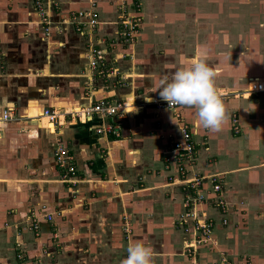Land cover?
Returning a JSON list of instances; mask_svg holds the SVG:
<instances>
[{
    "label": "crops",
    "instance_id": "obj_1",
    "mask_svg": "<svg viewBox=\"0 0 264 264\" xmlns=\"http://www.w3.org/2000/svg\"><path fill=\"white\" fill-rule=\"evenodd\" d=\"M129 1L43 0L46 25L33 0H0V113L12 116L0 127V264H19V255L24 264H121L135 241L155 250L154 264H264V94H245L249 81H264V0H140L136 42L116 44L111 54L123 11L133 13ZM92 5L96 33H77L71 14ZM101 40L125 83L100 81L88 98L87 44ZM200 46L219 72L229 113L218 132L199 126L194 108L152 103L163 102L153 92L158 79ZM101 100L132 104L117 119L119 138L96 133L105 122L97 115L62 125L42 116ZM183 127L194 161L179 176L165 160ZM58 146L75 168L68 178L54 157ZM196 178L206 197L196 211L214 227L211 241L188 257L192 237L180 216L187 181ZM217 197L225 212L214 205ZM33 217L38 232L29 227Z\"/></svg>",
    "mask_w": 264,
    "mask_h": 264
},
{
    "label": "built area",
    "instance_id": "obj_2",
    "mask_svg": "<svg viewBox=\"0 0 264 264\" xmlns=\"http://www.w3.org/2000/svg\"><path fill=\"white\" fill-rule=\"evenodd\" d=\"M34 7L41 16L44 24L48 25V20L43 9V0H33ZM132 14L129 15L127 11H123V15L119 20L120 29L118 31V36L114 40L115 45L111 46V54L114 51L116 44L119 46L132 45L136 42L137 35L139 34L140 27L142 24V16L140 14V7L136 5L131 6ZM71 21L77 33L82 35H91L95 34L100 23H99V14L94 10L93 5L87 11H80L71 14ZM48 32V28L45 29ZM99 44H104V41L100 42H89L87 44V83H86V93L88 98H92L94 92L97 90L98 84L100 81L110 82V85L123 86L125 83V76L121 74L119 69L114 65L117 61L114 58V63L110 62L107 58V52L99 46ZM109 53V57H112ZM115 56V55H114ZM125 55H121L120 58H124ZM3 70V65L0 63V72ZM246 95H256L264 94V81L251 80L248 82L247 89L245 91ZM156 108L162 109H171L175 110L178 106L170 107L165 101L158 99L153 100L152 102ZM133 109L130 102H111L108 100H101L98 102H92L89 106L68 110L64 112H58L55 110H45L42 113V116L47 118L51 123L62 125L66 118L71 120H76L78 122H84L88 118L97 115L105 122L96 128L95 131L97 134L104 136H112L114 138L120 137L121 125L122 123L118 121V118H122L128 112ZM11 111L6 110L0 113V127L11 120ZM233 125V131L235 134L240 133V128L238 125V119L236 116H233L231 119ZM169 153L170 157L166 158L168 163L171 159L176 165L177 174L179 176H184L186 173V168L184 166L185 162L192 163L194 161V145L191 133L186 127L182 128V141H175L173 139L169 140ZM56 163L59 167L64 168L66 173L64 178H68L69 175H73L75 172L74 166L69 162L70 157L68 151L63 146H58L54 154ZM170 180V179H169ZM201 178H196L192 181H187V188L189 193L185 196L184 199V211L180 216V224L185 229L186 232H189L191 239L187 240L184 246L185 254L188 257H193L197 250L201 246H205L211 241V234L213 231V222L207 219L204 216L203 211L198 214L196 211L200 205L205 204L206 197L204 194L200 193L201 188ZM213 192L217 195L220 193V185L216 184L213 186ZM214 205L219 208L222 212H225V203L219 197H217ZM44 218L47 221H52L51 215H44ZM225 223V221L223 222ZM32 231H39V226L36 218L31 219V224L29 225ZM129 233V231H125ZM20 261L19 264H24L22 256H18ZM226 263V262H224ZM250 264V263H248Z\"/></svg>",
    "mask_w": 264,
    "mask_h": 264
},
{
    "label": "clouds",
    "instance_id": "obj_3",
    "mask_svg": "<svg viewBox=\"0 0 264 264\" xmlns=\"http://www.w3.org/2000/svg\"><path fill=\"white\" fill-rule=\"evenodd\" d=\"M219 72L208 63V50L200 46L181 61L171 76L163 75L154 86L170 107L194 108L197 124L212 132L221 130L229 118L228 109L216 86ZM157 253L144 241L129 242L121 264H154Z\"/></svg>",
    "mask_w": 264,
    "mask_h": 264
},
{
    "label": "rangeland",
    "instance_id": "obj_4",
    "mask_svg": "<svg viewBox=\"0 0 264 264\" xmlns=\"http://www.w3.org/2000/svg\"><path fill=\"white\" fill-rule=\"evenodd\" d=\"M126 4H127L126 1H123V2H122V5H126ZM129 5H130V6H135V5H136V7L139 6L140 9H142V3H140V0H130V1H129ZM205 246H206V245H205ZM205 246H201V247H205ZM201 247H200V248H201ZM224 264H232V263L228 262V263H224Z\"/></svg>",
    "mask_w": 264,
    "mask_h": 264
}]
</instances>
